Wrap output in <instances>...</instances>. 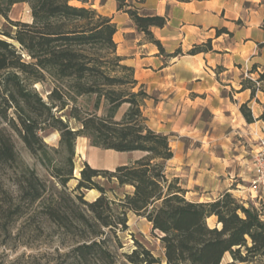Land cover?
Masks as SVG:
<instances>
[{
  "label": "trees",
  "instance_id": "16d2710c",
  "mask_svg": "<svg viewBox=\"0 0 264 264\" xmlns=\"http://www.w3.org/2000/svg\"><path fill=\"white\" fill-rule=\"evenodd\" d=\"M72 1L0 0V14L17 27L14 32L0 28V246L6 244L17 220L28 214H42L82 241L87 240L75 248L78 257L84 259L91 250L103 249L108 237L106 229L127 228L128 211H133L161 233L165 260L136 241L132 252L126 253L124 264H264L261 211L241 203L230 192L213 201L186 197L179 178L170 179L167 173V161L174 157L170 137L150 127L144 113L147 100L154 97L144 84L134 90L139 84L135 68L117 52V24L91 0H76L82 5ZM21 2L29 3L31 22L10 19L12 7ZM118 2L138 30L164 52L152 27L165 26L168 15L144 12L127 0ZM223 32L229 31L224 27L217 34ZM211 50L212 40L208 39L187 53ZM181 53L179 48L171 55ZM261 65L255 63L248 76L241 78V90L250 89L251 99L258 91L264 92ZM254 73H258L256 78L252 77ZM46 81L52 85L47 99L34 86ZM79 96H94L92 109L78 106ZM71 102L74 104L69 119L74 118L78 128L58 114ZM124 103L129 107L117 119ZM241 111L248 122L256 121L249 102L241 105ZM257 119L264 120V105ZM48 129L60 131L61 149L45 142L42 132ZM14 133L48 168L51 179L42 177L36 168L20 159ZM79 136L87 137L94 146L145 154L113 170L95 168L86 162L78 184L70 191L67 183L74 177ZM51 150L64 153L59 163H54ZM63 164L69 166L67 171H63ZM7 169L12 172L16 191L5 186L3 171ZM101 175L110 182L134 186L133 192L120 198L117 209L116 201L96 180ZM84 189H97L100 195L86 200ZM211 216L217 217L218 225L209 224ZM228 254L230 259L225 260ZM6 256L8 253L3 251L0 264H8ZM22 259L17 257L9 264H23Z\"/></svg>",
  "mask_w": 264,
  "mask_h": 264
},
{
  "label": "crops",
  "instance_id": "0c3cea01",
  "mask_svg": "<svg viewBox=\"0 0 264 264\" xmlns=\"http://www.w3.org/2000/svg\"><path fill=\"white\" fill-rule=\"evenodd\" d=\"M90 2L117 24L114 39L118 54L135 68L139 83L158 95L156 102L155 98L147 101L148 123L174 137L170 139L174 157L168 163L174 160V169L181 168L172 172L185 177L187 198L208 201L230 192L244 200L247 196L261 200L263 196L252 184L251 159L258 149L253 142L264 137V120L257 119L264 101L259 92L251 99L250 89L241 90V78L247 73L246 61L264 64V46H260L264 43V27H260L264 0H127L144 12L168 15L165 26L152 27L164 52L157 44L142 40L143 35L118 0ZM224 27L229 32L218 35V29ZM228 35L232 41L226 39ZM208 39L213 41V50L187 53L186 48ZM179 48L183 53L172 56ZM235 63H241L242 70L237 71ZM227 74L229 78H223ZM245 102H249L256 121L250 123L242 115L240 106ZM205 110L210 113L208 118ZM82 139V152H78L95 168L113 170L142 156L134 155L139 151L106 149L92 145L85 136ZM129 186L133 192L134 186Z\"/></svg>",
  "mask_w": 264,
  "mask_h": 264
},
{
  "label": "rangeland",
  "instance_id": "374dc122",
  "mask_svg": "<svg viewBox=\"0 0 264 264\" xmlns=\"http://www.w3.org/2000/svg\"><path fill=\"white\" fill-rule=\"evenodd\" d=\"M71 3L76 5H82L81 2L76 0H73ZM28 4L25 2L15 4L12 7L11 11L9 12L10 19L13 21L31 22L33 19L32 12H31V7H29ZM260 27H264V21L261 22ZM0 28L2 30L14 32L17 27L13 25L6 17L0 14ZM141 34L143 35L142 40H148V36H146V34H144L143 32H141ZM226 39L228 41H232L231 35H228ZM212 46H213V41H212ZM192 48L193 47H191L190 49ZM186 49H187L186 51L188 52L189 49L188 48ZM253 65L254 64H251V62L249 61L245 62V71H247V73L244 72L242 77L248 76L249 74L248 71L252 69ZM217 66L216 69L217 70L220 69V66L219 67ZM234 66L236 67L237 71H239L238 69L242 70L241 68L243 67L241 63L240 64L235 63ZM263 66L264 64L261 65L259 71L263 70ZM117 73H121V72H117ZM257 75L258 73H254L252 74V77L256 78ZM229 76L230 74H227L224 75L223 78L228 79ZM140 85L141 84L139 83L134 88V90L137 91ZM34 86L45 97V99H47V94L52 89L51 83L46 81L45 83H36ZM228 92L231 93V90H228ZM258 92L260 94V97L262 98V101H264V95L262 93L263 91L262 92L258 91ZM152 95L155 98L154 100L156 102L158 96L157 93L153 92ZM94 101H95L94 96L91 98L87 96H79L76 104L82 107V109L84 110L86 108L92 109ZM73 104L74 102H71L67 108H65L61 112H58V114H61L65 119H69V113ZM263 105L264 104H262V107ZM128 107L129 104L124 103L118 110L116 118L121 119L125 111L128 109ZM151 107L152 108L154 107L153 101H151ZM103 108L104 105L102 104L100 112H102ZM146 108H147V103L144 108V113L148 117V115L146 114ZM240 111H241V106H240ZM10 113H13V110L10 111ZM203 114L204 117L206 118L210 116V113L206 110L204 111ZM242 115L244 116L243 113ZM69 122L70 125L73 126L74 128H78L80 126L79 123L74 118H70ZM4 124L6 125L5 122ZM42 135L44 137L45 142L48 143L49 146L54 147L56 149H61L60 131L55 129H48L46 131H43ZM82 137L84 136H79L76 141V153L74 157V171H73L74 177L71 178L67 183V186L70 191L73 190L78 184L79 178L81 177L80 174L81 169H83L86 164L84 156L78 152L79 151L78 146L82 145V141H83ZM261 138L264 137L262 136L257 137L256 141L253 142V145L254 144L258 145ZM170 139L172 140L174 139V137H171ZM14 141L20 159H22L30 167L36 168V170L42 177L51 179L52 176L50 175L48 168L42 164V162L38 157L34 156L30 152V150L25 145L24 141L17 133H14ZM249 147L251 149L253 148V146H249ZM63 154L64 153L55 152L54 150L50 151V155L54 159V163H59L62 160ZM144 154H145L144 152L139 151L136 152L134 155L143 156ZM178 160L179 158L176 159V161ZM173 166H174V160L171 163H168L167 161V173L170 179L177 177V176H173L174 174L173 172H175L176 170L174 169L176 168V165L175 167ZM68 168H69L68 165L63 164V171H67ZM180 170L178 169L176 171L179 172ZM12 176L13 175L10 169L3 171L5 186L7 188L16 191V186L14 184L13 178H11ZM178 178L182 187L185 188L184 187L185 177L184 178L178 177ZM96 180L99 181L102 185H104V187L108 190V195L110 196V198L116 201L114 204V207L116 209L118 208L117 204L118 202H120V198L124 196V193L131 192L132 190L131 186L119 185L116 180L110 182L106 177L102 175L99 176ZM94 190L95 191L91 192V189H84L83 190L85 193L84 198L89 201L96 199L100 195V191L97 189ZM257 192H259V194L263 196L261 200H259V198H251V196H247L246 200L235 197L234 195L233 196L237 198L241 203L245 204L246 206L254 205L261 211V213L264 216V190L260 189ZM186 197H187V190H186ZM208 201H213V200H208ZM208 222L211 226L218 225L216 216L211 217V219ZM219 226L221 225L219 224ZM106 232L108 234V237L106 243L103 245V249L91 250V252L86 255V258L81 259L78 257L75 248L79 244L87 240L82 241V239H79L78 236L72 233V231H68L65 228L59 227L55 223L48 221L45 218V216H43L42 214L35 215L34 217H31L28 214L27 216L20 218L14 223V226L12 227L10 233L11 236L7 238L6 244L0 246V260L3 259V251H5V253H8V256L5 257V262L8 264L11 261H14V259L17 257H23L22 259L23 264H124V262L126 261V253L132 252V250L136 247V241H140L149 249H151L152 252L157 257H160L163 260H165V250L160 238L161 233L158 230L153 229L152 223L149 222L147 218L143 216H139L133 211H128L127 228L119 227L113 229L112 231L106 229ZM229 259H230V255L228 254L225 260H229Z\"/></svg>",
  "mask_w": 264,
  "mask_h": 264
},
{
  "label": "built area",
  "instance_id": "2783aa9c",
  "mask_svg": "<svg viewBox=\"0 0 264 264\" xmlns=\"http://www.w3.org/2000/svg\"><path fill=\"white\" fill-rule=\"evenodd\" d=\"M254 171L253 186L256 191L264 190V138H261L257 151L251 159Z\"/></svg>",
  "mask_w": 264,
  "mask_h": 264
},
{
  "label": "bare ground",
  "instance_id": "6f19581e",
  "mask_svg": "<svg viewBox=\"0 0 264 264\" xmlns=\"http://www.w3.org/2000/svg\"><path fill=\"white\" fill-rule=\"evenodd\" d=\"M78 149H79V152H82V151H81V147H80V146H79V148H78ZM91 191H92V190H91ZM210 219H211V217L208 219V221H209Z\"/></svg>",
  "mask_w": 264,
  "mask_h": 264
},
{
  "label": "water",
  "instance_id": "95a60500",
  "mask_svg": "<svg viewBox=\"0 0 264 264\" xmlns=\"http://www.w3.org/2000/svg\"><path fill=\"white\" fill-rule=\"evenodd\" d=\"M82 170V169H81ZM80 174H81V172H80ZM76 176V175H75Z\"/></svg>",
  "mask_w": 264,
  "mask_h": 264
}]
</instances>
